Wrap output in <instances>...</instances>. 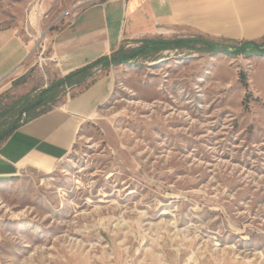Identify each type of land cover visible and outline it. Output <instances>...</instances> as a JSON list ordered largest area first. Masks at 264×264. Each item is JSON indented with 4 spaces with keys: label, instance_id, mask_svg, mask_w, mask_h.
<instances>
[{
    "label": "rangeland",
    "instance_id": "1",
    "mask_svg": "<svg viewBox=\"0 0 264 264\" xmlns=\"http://www.w3.org/2000/svg\"><path fill=\"white\" fill-rule=\"evenodd\" d=\"M103 1L0 0V31L29 50L0 80V132L51 85L41 112L113 81L55 170L0 179L1 264H264V55L235 51L264 46V0H204L171 35L120 48L186 37L229 53L154 49L59 86L56 34Z\"/></svg>",
    "mask_w": 264,
    "mask_h": 264
},
{
    "label": "crops",
    "instance_id": "2",
    "mask_svg": "<svg viewBox=\"0 0 264 264\" xmlns=\"http://www.w3.org/2000/svg\"><path fill=\"white\" fill-rule=\"evenodd\" d=\"M201 1L105 0L86 7L54 38L55 57L63 75L100 58L111 59L124 40L171 35L179 20ZM28 53L15 33L0 31V80ZM112 90V77L102 76L59 107L23 123L0 144V179L32 170H55L72 150L82 125L109 99Z\"/></svg>",
    "mask_w": 264,
    "mask_h": 264
},
{
    "label": "trees",
    "instance_id": "3",
    "mask_svg": "<svg viewBox=\"0 0 264 264\" xmlns=\"http://www.w3.org/2000/svg\"><path fill=\"white\" fill-rule=\"evenodd\" d=\"M201 42L206 45V50L209 52H226L229 53L228 47L219 45L216 42L204 40V39H197V38H186V37H177L174 39H155V40H147L138 48H135L127 53H121L122 49L118 52L113 53L111 59L108 57L100 58L96 62L87 65L83 68L78 70L72 71L65 76L63 80H60L59 86H63L65 84L74 85L81 83L84 78L87 77V72L90 68L103 64L104 66H110L111 64H120L129 62L131 60L136 59L139 56H148V54L153 51L154 49L157 50H166V49H181V48H190L192 47V43ZM254 48V52L260 53L264 55V46L257 45L255 43H248L242 44L240 48H237L235 51L236 53H244L245 51L249 50V48ZM246 77L244 76V79ZM59 87L56 85H51L47 90L41 92V94L32 99L26 100L23 103V107L19 110V115L16 120L11 122V124L0 132V144L9 137L16 129H18L23 123L29 121L30 119L37 117L38 115L45 113L47 111H39L41 107L47 106L48 103L52 102L55 99L57 90ZM49 111V110H48ZM26 114V119L22 118V114ZM23 120V123H22Z\"/></svg>",
    "mask_w": 264,
    "mask_h": 264
},
{
    "label": "bare ground",
    "instance_id": "4",
    "mask_svg": "<svg viewBox=\"0 0 264 264\" xmlns=\"http://www.w3.org/2000/svg\"><path fill=\"white\" fill-rule=\"evenodd\" d=\"M94 115H95V114H92V116H94ZM92 116H91V118H93Z\"/></svg>",
    "mask_w": 264,
    "mask_h": 264
}]
</instances>
